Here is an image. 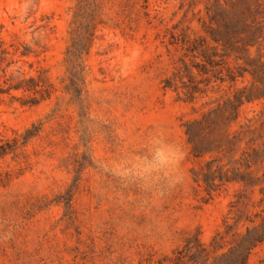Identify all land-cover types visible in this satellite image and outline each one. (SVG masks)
I'll return each mask as SVG.
<instances>
[{
  "label": "rangeland",
  "instance_id": "rangeland-1",
  "mask_svg": "<svg viewBox=\"0 0 264 264\" xmlns=\"http://www.w3.org/2000/svg\"><path fill=\"white\" fill-rule=\"evenodd\" d=\"M257 2L0 0V264H175L186 244L211 261L234 244L263 184L209 193L185 125L251 85L211 37ZM263 118V99L244 102L230 129ZM159 144L178 166L114 173ZM247 264H264V241Z\"/></svg>",
  "mask_w": 264,
  "mask_h": 264
},
{
  "label": "trees",
  "instance_id": "trees-1",
  "mask_svg": "<svg viewBox=\"0 0 264 264\" xmlns=\"http://www.w3.org/2000/svg\"><path fill=\"white\" fill-rule=\"evenodd\" d=\"M232 17L226 25L222 24L221 37H211L213 42L221 47L222 56L227 60L232 57L234 63L241 61L236 67V75L246 73L251 76L249 87L243 86L235 90L232 98H227L216 107L203 114L201 119L186 123V134L192 144L195 156L209 154V159L200 167L195 182H201L209 192L219 190L227 183L238 184L253 190L258 184L264 188V118L240 127L238 131H231V123L237 118L238 108L242 103L254 99L264 100V54L257 53L251 56L249 49L259 46L264 41V6L262 2L256 5H247L239 9L238 13H229ZM214 18L212 17L211 20ZM215 22L216 19H214ZM250 20V22H247ZM196 47L192 45L189 50ZM227 65V70H229ZM230 71V70H229ZM194 92V91H191ZM190 94V93H189ZM251 122V121H249ZM199 128L203 136L196 137L195 131ZM227 149V150H226ZM239 150L237 157L232 156L222 163L220 153H230ZM233 163V165H229ZM262 170L261 175L258 173ZM242 194L237 195V203H243ZM263 208L255 212L253 217L245 220L249 223L244 233H237V239L227 251L221 252L209 261L208 253L200 244H186L174 254L175 264H247L252 249L264 241V202L259 200ZM256 218L260 220L257 222ZM239 219L235 220V225ZM218 234L212 238V246L218 244Z\"/></svg>",
  "mask_w": 264,
  "mask_h": 264
},
{
  "label": "clouds",
  "instance_id": "clouds-1",
  "mask_svg": "<svg viewBox=\"0 0 264 264\" xmlns=\"http://www.w3.org/2000/svg\"><path fill=\"white\" fill-rule=\"evenodd\" d=\"M183 160V152H178L170 145L159 144L152 149L149 157H136L135 162L124 161L114 165V173L123 176L148 179L153 173L178 166ZM130 165V166H125ZM167 174V173H165Z\"/></svg>",
  "mask_w": 264,
  "mask_h": 264
}]
</instances>
